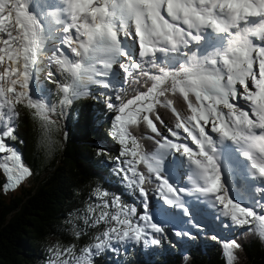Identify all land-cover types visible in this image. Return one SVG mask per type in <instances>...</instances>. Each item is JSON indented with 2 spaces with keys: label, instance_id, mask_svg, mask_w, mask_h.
<instances>
[{
  "label": "snow or ice",
  "instance_id": "1",
  "mask_svg": "<svg viewBox=\"0 0 264 264\" xmlns=\"http://www.w3.org/2000/svg\"><path fill=\"white\" fill-rule=\"evenodd\" d=\"M45 60L49 82L62 93L58 104L34 87ZM129 78L151 83L123 102ZM89 85L106 90L97 99L113 109L110 136L120 146L113 172L130 194H139L142 211L137 215L135 204L119 194L109 200L108 190L97 187L92 196L99 203L86 206L84 223L90 218L109 226L79 255L75 245H53L47 264H94V255L125 242L159 245L157 234L181 219L199 230L202 202L221 227L254 226L264 237V214L257 211L264 208V0H0L4 191L32 175L8 143L16 139L17 106L30 110L47 139L57 108L89 95ZM177 94L187 115L169 98ZM157 106L175 116L172 127L164 126L166 135ZM141 124L153 134L151 153L132 132ZM153 181L157 197L150 208L144 185ZM173 231L191 238V232ZM212 239L222 244L226 264H233L239 243Z\"/></svg>",
  "mask_w": 264,
  "mask_h": 264
},
{
  "label": "trees",
  "instance_id": "2",
  "mask_svg": "<svg viewBox=\"0 0 264 264\" xmlns=\"http://www.w3.org/2000/svg\"><path fill=\"white\" fill-rule=\"evenodd\" d=\"M46 73L41 78L38 88L43 90L50 102L58 103L62 97L57 83L49 82ZM64 82L62 76L56 78ZM141 78L133 82L130 78L123 84L121 100L127 102L139 91L150 86ZM101 89L91 91L86 97L81 95L73 104L63 110L57 108L54 116L55 125L47 132L40 123L33 119L30 110L22 105L15 120L16 139L14 147L22 156L32 175L18 187L4 191L5 178L0 176V264H47L50 257L48 249L55 244L62 248L75 245L76 254L93 243L95 237L109 225L88 223L85 211L88 204L99 203L93 191L100 187L107 189L111 196L119 194L125 204H135L137 215L142 211L141 199L135 191L131 192L124 185L121 175L113 172L114 157L119 155L120 146L112 140L108 120L113 116V109L106 107L103 98L97 99ZM114 95L113 93H108ZM175 107L184 115L188 114L187 105L179 94L169 96ZM114 103L119 104V101ZM164 125L161 131L167 134L165 125L172 127L175 116L169 108L157 106ZM132 132L140 140L145 151H155L156 144L149 137L153 134L145 125L133 128ZM103 150L104 155H97ZM141 171H146L143 165ZM151 201L157 197L155 181L146 183ZM160 201L157 199L156 201ZM99 212V210H97ZM260 212L264 214V208ZM179 229L191 233V240L181 249L175 245L177 237L173 229L166 226L164 235L157 234L159 245L125 242L114 244L115 251L105 250L94 255V264H226L222 244L212 239H235L240 247L234 250L233 264H264V239L253 226L249 230L232 227L229 235L214 233L208 227L195 229L185 223ZM191 224V223H190ZM80 232V236H76ZM180 236V237H186ZM153 246V247H152ZM151 247V248H148ZM187 257V259H185ZM66 258V257H65Z\"/></svg>",
  "mask_w": 264,
  "mask_h": 264
},
{
  "label": "rangeland",
  "instance_id": "3",
  "mask_svg": "<svg viewBox=\"0 0 264 264\" xmlns=\"http://www.w3.org/2000/svg\"><path fill=\"white\" fill-rule=\"evenodd\" d=\"M254 42L255 43H259V41H256V40H254ZM47 62H46V60L45 61H43L41 64H40V70L38 71V73H37V83H35L34 84V87H37L38 88V85L40 84V81H41V78L43 77V75L46 73V70H47ZM240 86H238V88H239ZM95 89H101V88H99L98 86H96V85H89L88 86V91H89V95H84V96H86V97H88V96H90L91 95V91H94ZM101 90H103V91H106V90H104V89H101ZM51 103H53V102H51ZM241 104H243L244 102L243 101H241L240 102ZM58 104V103H57ZM59 109H61V108H59ZM63 110V114L65 113V111L67 110V107H65V108H63L62 109ZM112 118V117H111ZM111 118L108 120V124H111ZM8 143H10V144H12L13 145V143H12V141H8ZM3 176V178L5 177V175H4V173L2 172V170H0V176ZM203 208H205V205L203 206ZM205 210H207V209H205ZM207 211H209V210H207ZM210 212V214H209V219H210V221H213L214 223H215V225H213L212 224V226L211 225H209V223L207 222V219H201V218H199V220L198 219H196L195 220V222L197 223V224H199V225H201V227L199 228V230H202V227H204V226H209V229L210 230H213L215 233H217V232H219L220 234H222V235H224V236H227V235H229V233H228V230L229 229H226V228H223L222 229V227H221V221H218V220H215V219H213V216H212V213H211V211H209ZM211 215V216H210ZM226 222V221H225ZM177 224V223H176ZM171 229H174L175 228V225H171V226H169ZM195 229H197V227L195 228ZM166 232H167V230H166ZM174 239V243H175V245L176 246H179L181 249H183L184 248V246H185V244L188 242V241H190L191 240V238H189L188 236H186V237H180V236H177V237H175V238H173ZM153 247V246H152ZM148 248H151V247H148Z\"/></svg>",
  "mask_w": 264,
  "mask_h": 264
},
{
  "label": "clouds",
  "instance_id": "4",
  "mask_svg": "<svg viewBox=\"0 0 264 264\" xmlns=\"http://www.w3.org/2000/svg\"><path fill=\"white\" fill-rule=\"evenodd\" d=\"M262 239H264V237H262Z\"/></svg>",
  "mask_w": 264,
  "mask_h": 264
}]
</instances>
